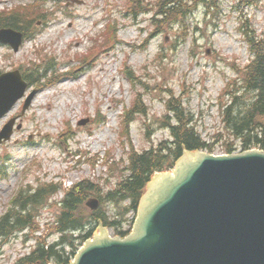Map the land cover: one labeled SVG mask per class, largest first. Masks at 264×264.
<instances>
[{"label": "rangeland", "instance_id": "rangeland-1", "mask_svg": "<svg viewBox=\"0 0 264 264\" xmlns=\"http://www.w3.org/2000/svg\"><path fill=\"white\" fill-rule=\"evenodd\" d=\"M136 1L141 2L131 9ZM216 2L214 17L206 15L205 5H197L185 23L157 27L151 21L155 12H138L145 3L156 8L159 0H0V13L17 5L33 6L27 27L30 35L36 34L25 39L18 52L0 44V76L36 66L43 76L47 70L41 86H28L24 98L0 120L1 131L16 119L11 139L0 144V218L21 187L54 183L65 189L88 180L104 196L123 174L132 146L143 153L171 140L161 124L168 90L184 99L207 143L225 134L213 151L224 154L230 137L222 131L218 106L227 101L225 92L234 89L238 67L243 69L252 59L245 31L264 36V0L248 9H242L240 0ZM109 22L116 25L114 47L107 38ZM126 67L135 85L125 77ZM137 98L147 113L132 114L123 136L122 117ZM121 161V171L111 172L109 164ZM63 197L64 191H57L41 209L39 232L0 242V264H15L35 248L39 237L48 244L59 239L49 225ZM101 205L111 216L118 211L113 204Z\"/></svg>", "mask_w": 264, "mask_h": 264}, {"label": "water", "instance_id": "water-1", "mask_svg": "<svg viewBox=\"0 0 264 264\" xmlns=\"http://www.w3.org/2000/svg\"><path fill=\"white\" fill-rule=\"evenodd\" d=\"M12 34L0 32V42L18 51L22 37ZM25 89L19 72L0 77V119ZM12 131L11 123L0 143ZM107 231L97 228L72 264H264V152H185L173 173L148 185L133 233L120 239Z\"/></svg>", "mask_w": 264, "mask_h": 264}, {"label": "trees", "instance_id": "trees-1", "mask_svg": "<svg viewBox=\"0 0 264 264\" xmlns=\"http://www.w3.org/2000/svg\"><path fill=\"white\" fill-rule=\"evenodd\" d=\"M209 9L216 5L211 0H199ZM259 0H243L245 5H257ZM187 0H164L160 5L163 15V24L167 26L178 22L189 14ZM0 26L13 28L18 31L28 32L27 18L21 14L10 15L0 21ZM29 33V32H28ZM36 34L27 37H35ZM250 48L254 54L252 63L240 72L241 78L235 81V88L227 92L230 103L222 106V121L225 132L231 139L225 141L226 149L232 153L237 145L242 150L257 148L264 150V37L249 38ZM30 77L26 80L33 84L40 80V68L27 70ZM128 74L133 78L131 71ZM169 91L166 100V115L161 122L169 131L172 140L162 141L158 146L148 151L139 153L132 147L129 154V164L118 168L119 164L111 165V171L120 170V179L107 191L104 196L98 185L88 180L76 183L66 191V196L61 202L58 222L54 232L59 234V239L48 244L42 237L36 239L37 245L30 254L19 258L15 264H69L75 257L79 248L89 240L95 231L93 223H102L105 227L112 228L115 234L125 237L128 232H122L123 225L130 213H137L139 202L147 184L156 172L172 170L176 162L182 157L185 150L195 152L208 150L213 152L219 139L213 143L205 142L196 129L194 116L183 105V99ZM146 115V107L138 100L132 112H129L126 126L132 121V114ZM220 136V135H219ZM128 172V175H124ZM124 175V176H123ZM55 184H39L20 191L13 199L11 208L0 219V241L6 243L17 233L40 231L38 218L41 209L57 192ZM103 198L105 203L113 204L118 211L114 216L108 214L106 209L91 212L85 203L89 197ZM69 249V251L66 250Z\"/></svg>", "mask_w": 264, "mask_h": 264}]
</instances>
